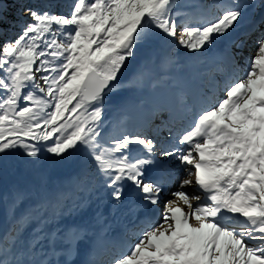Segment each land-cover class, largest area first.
<instances>
[{
  "label": "snow or ice",
  "instance_id": "snow-or-ice-1",
  "mask_svg": "<svg viewBox=\"0 0 264 264\" xmlns=\"http://www.w3.org/2000/svg\"><path fill=\"white\" fill-rule=\"evenodd\" d=\"M54 7L24 8L29 20L17 21L23 27L14 39H4L0 7V155L20 149L35 168L48 156L67 158L83 149L117 202L131 185L129 195L158 206L179 178L161 220L113 264H264V0H230L197 26L177 22V0H75L69 15ZM256 7L259 20L233 41L229 57L234 73L241 71L238 61L249 41L255 43L243 76L229 77L224 97L174 142L128 132L102 137L104 97L139 43L159 33L198 52L231 37ZM167 158L179 161L183 176ZM156 167L160 176L146 178ZM42 236L43 229L26 246L19 229L0 237V264H61L36 258ZM45 239L55 244L51 234ZM59 251L72 253L71 247Z\"/></svg>",
  "mask_w": 264,
  "mask_h": 264
},
{
  "label": "rangeland",
  "instance_id": "rangeland-1",
  "mask_svg": "<svg viewBox=\"0 0 264 264\" xmlns=\"http://www.w3.org/2000/svg\"><path fill=\"white\" fill-rule=\"evenodd\" d=\"M187 1L193 3L200 12L204 13L205 20L215 17L220 11L219 6L230 2V0H177L179 8L180 3L184 4ZM74 2L75 0H34V5L27 4L20 9L21 11H18L20 15L18 21L29 20L28 13L23 10L24 8L39 9L46 4L55 5L52 11L57 14L69 15ZM21 4L22 0H0V7L4 11L15 6H17V10ZM249 10L251 13L253 10V14L249 17V23L254 20L258 21L261 9L256 7ZM6 16L12 17L10 14H6ZM176 19L178 23H181L184 22L186 16L176 17ZM22 27L23 24H20L19 27L15 26V32L18 34ZM16 35L11 39H14ZM232 35L234 37V33ZM226 38L229 39V37ZM249 43V46L244 50V59L238 61L241 69L238 73H241L242 76L243 69H246V59L254 56L256 52L255 43L253 41H249ZM235 51L233 45L228 47V52ZM213 55V45L198 52H191L174 46L171 43V38H161L159 33L153 38L139 43L134 57L126 61L118 75L119 84L113 87L112 91L107 92L104 97L100 129L102 137L105 140H110L113 137L119 138L124 132L134 134L136 123L142 120L143 116L147 117L157 111L160 99L162 96L167 97V94H171L173 98H170L171 101L167 98L168 105L165 108L171 109L175 106V112L186 117L187 120L185 119L181 125L183 128H186L189 122L192 125L194 117L207 108L208 103L224 97V83L234 73V67L231 69L229 63L220 65V60L215 59ZM146 56L148 57L147 62H145ZM212 66H215L214 70H210ZM163 68L165 74L171 79L168 81L165 79L164 84H155L159 86L154 87L155 85H151V83L160 79ZM206 70L210 73L209 77H207L209 73L206 76L202 74ZM187 71L195 74L197 80L199 79V88L197 87L198 90L196 89L193 94L184 90L183 87L184 73ZM205 80L206 82H204ZM174 82H178V84L171 87L170 85ZM220 83L221 87L218 86ZM178 94L181 96V100H185L182 105L178 103ZM140 101L143 104L141 106L139 105ZM187 109L189 110L187 111ZM172 114L173 112H170L167 115L171 116ZM128 115H131L132 119H124ZM167 119L158 121L156 125L151 123L147 128L148 136L153 139L159 138L160 142L163 137H169V140L174 142L176 136L174 137L173 133L170 136L169 132L164 131L172 117ZM3 156L0 155V180L4 182V188L0 191V237H4L5 234L20 227L14 228V225L8 223L3 199L4 191L16 184L27 186L34 191V195L13 210L12 218L23 217L25 220L22 221L24 222L23 227L19 229V232L23 233L22 242L25 246L28 241L41 233V229L44 230V236L41 237L44 243L40 245L36 253L37 259L43 260L47 257L56 262L58 260L57 250L69 247L72 249L71 255L62 253L61 258L72 256L71 259H75L76 249L79 247L76 241L81 237L85 240V237L91 236L90 238L97 239V243L100 245L103 239L111 240L113 234H116L120 236V241L106 243L107 247H112V253L105 260L97 262L98 256L95 252L90 253L87 260L88 264H113L117 257L130 251L131 245L138 239L141 231L146 230L150 225L149 222L146 225L143 222L136 223V219L132 221L136 216L140 217L143 215L141 212L148 210L153 214L156 213V216H150L152 220L155 222L161 220L164 203L161 206L142 204L134 192L129 195L131 185H127L125 188V196L121 201L113 200L109 195L111 189L106 187L104 178L97 172L94 163L83 149L74 152L67 158L48 156L45 164L35 168L27 161H22L20 157L8 158L5 155L6 159ZM163 162L168 167L175 169L178 177L184 175V169L178 160L167 158ZM73 176H79L82 183L81 181L76 183ZM178 184L179 178L169 183L168 189L171 188V190L162 195L163 201L174 199L171 193L176 190ZM184 190L193 191L190 187ZM180 206L185 207L182 203ZM185 210L187 211L186 207ZM49 234L55 241L54 245H50L45 239V236ZM100 237L103 239L100 240ZM83 240L81 241L82 245ZM50 248L53 250L49 251Z\"/></svg>",
  "mask_w": 264,
  "mask_h": 264
},
{
  "label": "bare ground",
  "instance_id": "bare-ground-1",
  "mask_svg": "<svg viewBox=\"0 0 264 264\" xmlns=\"http://www.w3.org/2000/svg\"><path fill=\"white\" fill-rule=\"evenodd\" d=\"M198 10L199 9L197 7H194V4L191 3L190 1H187L184 4L180 3V8H178V10H177L179 12V15L177 17L186 16V19L184 20L183 23L189 24L190 21L192 20V19H190V17L194 16V15L196 16L198 14V12H199ZM248 16H250L249 12H247L246 22L244 24H242L241 27L234 33V36H236L238 33H241V34L244 33L245 28L248 26V23H247ZM206 21H208V20H205V18L201 19V20H198L196 23H192V26H197L199 24H203ZM231 38L234 40L233 35L231 37H229V39L226 38V37H222L220 39H217V42H215L213 44V47L215 45H217V44H221V43L225 42L227 44V48H228L229 45H230V42H231ZM255 47L256 46H254V48ZM224 54L225 53H223V52H218V51L215 50V54L213 56L215 58H218L219 60L220 59H224L225 62H230V60L229 61L225 60V56H227V55H224ZM147 59H148V57L146 56L145 62L148 61ZM210 70H214V69H210ZM234 74L235 75H239L240 77H242L241 73L235 72V73H233V75ZM184 76H185L184 86H183L184 90L191 92V94L195 93L196 89H197V87L199 85L198 84L199 82L196 81L195 76L192 73L188 72V71L186 73H184ZM159 78L160 79H158L157 82L153 81L151 83V85L160 84V83L164 84L163 81L165 79L167 81L171 79L168 75L165 74V72H163V74H161ZM175 83H176V85L178 84V82H174L170 86L174 87ZM218 86L221 87V83ZM170 89H173V88H170ZM178 96L181 99V96L179 94H178ZM167 98H169V100L171 101L172 99H170V98H173V97L171 96V94L170 95L167 94V97L166 96H162V98L159 101L160 106L157 107V111L153 112L152 115L150 114L147 117L143 116V119L136 123V127L134 128L135 134L139 133V134H143V135H147L148 136L146 128H148L151 123H154L156 125L158 121H160L162 119L166 120L167 118H171V117H172V119H171L168 127L164 131L169 132V129H171V132L174 134V137H175L177 134H180L184 130L189 129V127L191 125L190 122L187 124L186 128L181 127V125L183 124V121L186 119V117L184 115H178L177 112H175V109H176L175 106H173L171 109L165 108V106L168 105V103L166 102ZM142 101H140V103H139L140 106L142 104ZM173 101H172V105H173ZM213 103H214V101L208 103V107H210ZM188 110L189 109H187V111ZM195 110H196V108H195ZM170 112H173V114L171 116H168L167 114H169ZM124 119L130 120V119H132V117H131V115H128ZM155 140L160 142L159 138L155 139ZM167 140H169V137H167V138L163 137V139H161V141H162L161 143H165ZM159 176H160V170H159L158 167L153 168V169L149 170L146 173V178H148V179H157ZM170 190H171V188L168 189L167 193ZM161 204L163 205V198H162ZM161 204H159V205L161 206ZM141 213H143V215L141 217H137L136 216L134 218V220H132V221H135V219H136V223H142L143 222V223H145V225L148 224V222H149V224H152V223L155 222L154 220L152 221L150 216H156V213L153 214V212H150L148 210H145V211H143ZM148 214H150V215H148ZM145 215H148V216H145ZM143 216H145V217H143ZM89 237H91V236H89ZM99 239L102 240L103 238L100 237ZM119 241H120V236L116 235V234H113V237L111 238V240L103 239L102 244H100V245H98L97 239L96 240L93 239V241L91 243H89V241H87V237H85V240H83V245H82L81 242L78 244L79 247L76 249L77 250V254H76L75 259H71V257H72L71 256L70 258L69 257L65 258L66 260H62V258H61L62 252L59 251V249H58L57 250V255H56V257H58L57 261L61 262V264H63V262H65V261H67L68 264H70L71 262H73V264H87L86 262H87V260L89 258V254H90L89 253V248H90V252L91 251L95 252V254H97L98 258H101L102 260H105L110 255V253H112V251H111L112 248L111 247L108 248L109 250H107L106 252L102 253V251L105 250V247H107L106 243H110L111 244L113 242H119ZM86 245H87V247H86Z\"/></svg>",
  "mask_w": 264,
  "mask_h": 264
},
{
  "label": "trees",
  "instance_id": "trees-1",
  "mask_svg": "<svg viewBox=\"0 0 264 264\" xmlns=\"http://www.w3.org/2000/svg\"><path fill=\"white\" fill-rule=\"evenodd\" d=\"M34 5V0H22V4L20 7L16 10L17 6L9 8V10L4 11V15L6 17V23L3 25V30L5 31L6 35L4 39L13 38L17 33L15 32V26H17L18 17L20 16L18 11H21L23 6L25 5ZM6 14L12 15V17L6 16ZM15 32V33H14ZM8 158L11 157H20L22 161H29L30 158H27L23 155L22 150L16 149L14 152H10L7 154H4V158L6 156ZM10 155V156H9ZM7 159V158H6ZM73 178L76 180L75 182L78 183L82 179L79 176H73ZM82 183V181H81ZM4 188V182L0 180V191ZM4 203H5V211H7V218L9 220V224H11L14 228L17 226H20V228L23 227L24 222L23 217L22 218H12L13 210L18 208L24 201L28 198H31L34 195V191L28 188L27 186L23 185H12L10 188H7L4 191Z\"/></svg>",
  "mask_w": 264,
  "mask_h": 264
},
{
  "label": "water",
  "instance_id": "water-1",
  "mask_svg": "<svg viewBox=\"0 0 264 264\" xmlns=\"http://www.w3.org/2000/svg\"><path fill=\"white\" fill-rule=\"evenodd\" d=\"M115 83V82H114Z\"/></svg>",
  "mask_w": 264,
  "mask_h": 264
}]
</instances>
